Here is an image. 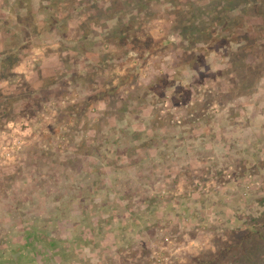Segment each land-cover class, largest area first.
Returning <instances> with one entry per match:
<instances>
[{
    "label": "rangeland",
    "instance_id": "rangeland-1",
    "mask_svg": "<svg viewBox=\"0 0 264 264\" xmlns=\"http://www.w3.org/2000/svg\"><path fill=\"white\" fill-rule=\"evenodd\" d=\"M61 1L0 0V52L22 57L0 54V264L34 232L21 264H264V0H79L89 40L67 19L36 35L74 15ZM121 20L143 45L107 39Z\"/></svg>",
    "mask_w": 264,
    "mask_h": 264
},
{
    "label": "trees",
    "instance_id": "trees-1",
    "mask_svg": "<svg viewBox=\"0 0 264 264\" xmlns=\"http://www.w3.org/2000/svg\"><path fill=\"white\" fill-rule=\"evenodd\" d=\"M52 1V0H51ZM50 0H49V2H51ZM66 1H68V2H66ZM78 1L79 0H74V2H73V0H63V1H61V4L60 5H63V6H65L66 5V3H68L71 7H72V5H73V8H74V15L73 14H70V15H72L71 17H69L68 16V18H65V19H63V17L62 18H58L57 19V21H55V20H51V22H50V19L48 20V18L49 17H46L47 18V20H48V24L47 25H45L44 23H40V25H35L34 27L35 28H33L34 30H35V34L36 35H39V34H41L42 32H46V31H48V30H52L51 29V27L54 25V23L55 24H57L58 22H61V25H59L60 26V28L63 26V25H65L66 26V28H67V30L68 31H70L69 30V24H68V22L70 23V21L71 20H74V25H77L76 27L77 28H73V30H77V32H81L82 34H81V36L80 37H78V38H82V37H84V35H85V39H84V41L86 40V39H88L89 40V36H90V34L88 35V36H86V34H88L89 32H86V31H83V26H84V21L83 22H81V21H79L78 19L80 18V13L79 12H81L82 11V8H83V6H85L87 3H78ZM85 1H87V0H85ZM144 0H138V2H139V4H141L142 2H143ZM153 1V3H158V5H159V9H160V7L161 6H164L165 4H164V1L163 0H152ZM165 1H168V3H169V5H170V8H172V7H174V8H176V6L178 5V4H180V0H165ZM94 3H96L95 1H93ZM110 2H111V5H114V2H115V0H110ZM117 2V1H116ZM119 2H121V3H123L124 5H127V6H130V5H132V3H133V0H120V1H118V3ZM135 3V2H134ZM137 5V4H136ZM140 11H142V12H140V15L137 17L138 19H143L144 21H148V20H150V19H154L155 20V18L157 17V12H152L151 13V10L149 9V7H148V10L146 9V8H144V9H142V8H138ZM162 12H164V13H172L173 12V10H171V11H168L167 12V10H166V8L164 9V10H162ZM121 13V12H120ZM120 13H116L115 15H110V17H108V20L110 21V19L112 18V19H116V21L117 22H119V17L122 15V13L120 14ZM147 13H151L150 14V16L152 15V17H150ZM57 15H58V17H59V14L57 13ZM68 14H66V16H67ZM108 16H109V14H108ZM66 19H67V21H66ZM121 22V26H119V28H112L111 26H110V28H112V30L109 32V30L108 31H106V32H109V35H110V33H111V35L110 36H107V39L109 38L110 40H112L113 42H115V44L117 45L118 44V46L119 47H121L122 49H125V46H127L128 44L129 45H132L131 47H136V46H138L139 47V44H141L140 42H138V41H135V40H133L129 35H126V31L125 30H127L128 28H126V24H125V28L124 29H122L123 27H122V22H123V20H121L120 21ZM182 21H180V23H181ZM51 23H52V25H51ZM186 23V22H185ZM175 24V23H174ZM186 25H188V24H186ZM185 24H184V22L180 25V27L178 26V28L176 29V30H178L179 31V34L177 33V35H178V37H179V40L182 38V37H184L185 39H188L187 40V43H188V45H191L190 47H191V49H193L194 51L197 49L198 51H199V49L197 48V47H194V45H195V43L196 42H194V40H196L197 39V36H198V31L196 32L195 31V29L196 28H198V24H195V25H197L196 27H195V29H192L191 27H189V26H186ZM53 28V27H52ZM189 30H188V29ZM171 33H172V36L171 35H167V38H165V39H161V40H159V41H156V42H150V44L148 43V47H146L145 49H146V51H148V52H153V51H160V50H162L163 49V47H167V45H169V44H171V43H173V40L174 41H177V39H176V37H177V35H176V32H174L173 30L171 31ZM176 35V37H173V35ZM214 35V34H213ZM138 42V43H137ZM146 44H147V42H146ZM141 45H143V44H141ZM140 45V46H141ZM113 46H114V44H113ZM202 47V46H201ZM212 50V53H217L218 51H219V47H216V48H213V49H211ZM0 54H1V58H3V62H7V63H9V69H7L8 71H10V73H11V71L13 70V68L17 65V64H19L20 62H21V59H22V57H21V55L20 54H18V53H13V54H10V52L9 51H7V50H4V51H2V52H0ZM128 55H130L129 53H127ZM116 55H117V57H116ZM109 61H110V63H111V65H113V64H119V63H121V62H123V59L121 58V57H119L118 58V53L116 52L115 53V55L113 54V56L109 59ZM120 65V64H119ZM202 66H203V68L204 69H202V70H200L199 71V75H201L203 72H204V70H205V67H204V64H202ZM5 70L6 69H3L2 70V72L1 73H3V75L5 74V73H8V72H5ZM71 79L72 78H77V77H80V74H77V73H75V72H71V74H70V76H69ZM129 77H130V75H128L127 73L125 74V76H123L122 77V81H120V84L118 85V86H116V87H114V88H112L111 90L109 89V90H107V92H104V94H106L108 97H109V100H110V103H112L113 101H116V97L118 96V87H120V86H123L124 87V83H125V81L127 80V79H129ZM154 82H156L157 84H159L160 83V88L162 87L161 85H165L166 84V81L168 82V83H171L172 82V79L171 78H165L164 77V79H159V78H157V79H155V80H153ZM148 87H145V90L147 89ZM156 90H157V88L156 89H154V92L155 93H157L156 92ZM147 91H149V89L147 90ZM158 91V90H157ZM103 94V95H104ZM96 95L97 94H94V95H92V96H90L89 98H87V100H86V105L87 106H89V101H91V100H93L94 101V99H93V97H96ZM103 95H102V98H103ZM105 95V96H106ZM151 99H153V97H151ZM125 99L123 98V101H124ZM108 101V100H107ZM126 101V100H125ZM109 103V104H110ZM116 110V112L118 111V112H120L121 110H122V112H123V114L124 113H126V112H128V115H129V117L127 118L126 117V115H125V117L126 118H118L117 117V120L116 121H118V122H120V123H122L123 121H125L126 122V119H128L129 120V118L131 117V119H132V117L134 116V111H132V110H130L129 109V106H125V108H124V110H123V108L120 106V107H118V109H115ZM117 112V113H118ZM111 114L109 113V112H107L106 113V117L108 116H110ZM110 117H112V118H114V116L112 115V116H110ZM124 123V122H123ZM125 135H126V132L124 131V130H122L121 132H120V138L121 139H123L124 137H125ZM80 144H84L83 143V141H81L80 142ZM85 145V144H84ZM83 148H86L85 146L83 147ZM248 231H251L250 229L248 230ZM258 232H259V230H258ZM263 240H264V236H262L261 237ZM39 244V238L38 237H36V232H34V233H32L31 235L30 234H27L24 238H23V240L21 241V243H19L18 245H17V248L16 249H13V250H11V252L14 254V256H15V259H13L12 260V263L13 264H21V259H22V257H24L25 258V261H33L34 260V258L35 257H38V254L40 255V250L38 249V247H37V245ZM44 245H47V246H54V244H53V241L52 240H48V241H45L44 242ZM47 248V247H46ZM44 252V251H43ZM11 253V254H12ZM24 253H26L25 254V256H24ZM31 255L32 257H30V256H28V255ZM26 256H28V257H26ZM36 259V258H35Z\"/></svg>",
    "mask_w": 264,
    "mask_h": 264
}]
</instances>
